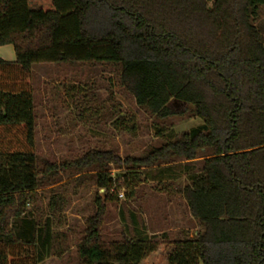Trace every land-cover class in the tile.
Listing matches in <instances>:
<instances>
[{"label": "trees", "instance_id": "1", "mask_svg": "<svg viewBox=\"0 0 264 264\" xmlns=\"http://www.w3.org/2000/svg\"><path fill=\"white\" fill-rule=\"evenodd\" d=\"M264 0H0V264H40L54 235L26 205L60 170L96 173L97 212L79 245L81 264H140L161 243L101 227L117 198L110 165L201 162L180 190L202 230L173 243L168 264H264ZM111 64L136 104L161 119L191 108L203 126L142 158L90 150L38 168L32 84L37 65ZM183 111H178L179 109ZM116 125H125L119 119ZM130 130H134L132 127ZM200 160V161H199ZM50 208L55 211L56 201Z\"/></svg>", "mask_w": 264, "mask_h": 264}, {"label": "rangeland", "instance_id": "2", "mask_svg": "<svg viewBox=\"0 0 264 264\" xmlns=\"http://www.w3.org/2000/svg\"><path fill=\"white\" fill-rule=\"evenodd\" d=\"M253 23L264 32V6ZM34 71L35 147L40 169L46 162L63 166L90 150L115 151L123 159L142 158L203 126L191 108L161 119L139 107L122 86L117 65H37ZM119 119L125 120L124 126L115 124ZM201 165L174 159L133 171L140 177L133 181V168L111 164L110 174L125 197L117 196L106 205L101 227L105 244L155 236L161 245L150 264H168L173 243L194 238L202 230L180 193ZM95 175L91 170H60L26 205L41 226L50 220L58 240H65V255L53 258L52 264H81L79 245L102 195ZM53 201L55 211L50 208Z\"/></svg>", "mask_w": 264, "mask_h": 264}, {"label": "crops", "instance_id": "3", "mask_svg": "<svg viewBox=\"0 0 264 264\" xmlns=\"http://www.w3.org/2000/svg\"><path fill=\"white\" fill-rule=\"evenodd\" d=\"M262 8V7H261ZM0 59L14 62L16 60V53L14 47L12 45H6L0 47ZM35 68V67H34ZM34 69H33V76H34ZM32 78V84H33ZM52 233L54 235L53 239L50 242L49 249H46L44 259L40 264H52L53 258L57 257L58 259L61 258L63 253H65V240H58V235L54 233L53 226L51 225ZM64 246V247H63ZM156 252L152 253L146 260L142 261L140 264H150L155 258Z\"/></svg>", "mask_w": 264, "mask_h": 264}, {"label": "built area", "instance_id": "4", "mask_svg": "<svg viewBox=\"0 0 264 264\" xmlns=\"http://www.w3.org/2000/svg\"><path fill=\"white\" fill-rule=\"evenodd\" d=\"M112 193H116L119 198H124L125 197V193H123V192L118 190L117 184L115 182H114V186H113V189H112Z\"/></svg>", "mask_w": 264, "mask_h": 264}, {"label": "water", "instance_id": "5", "mask_svg": "<svg viewBox=\"0 0 264 264\" xmlns=\"http://www.w3.org/2000/svg\"><path fill=\"white\" fill-rule=\"evenodd\" d=\"M102 191V196H104V194L106 193V191L105 190H101Z\"/></svg>", "mask_w": 264, "mask_h": 264}]
</instances>
